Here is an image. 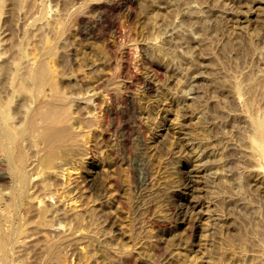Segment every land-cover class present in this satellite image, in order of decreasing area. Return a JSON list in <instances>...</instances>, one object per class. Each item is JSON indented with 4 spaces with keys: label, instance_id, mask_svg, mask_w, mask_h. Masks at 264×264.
<instances>
[{
    "label": "rangeland",
    "instance_id": "374dc122",
    "mask_svg": "<svg viewBox=\"0 0 264 264\" xmlns=\"http://www.w3.org/2000/svg\"><path fill=\"white\" fill-rule=\"evenodd\" d=\"M0 264H264V0H0Z\"/></svg>",
    "mask_w": 264,
    "mask_h": 264
},
{
    "label": "bare ground",
    "instance_id": "6f19581e",
    "mask_svg": "<svg viewBox=\"0 0 264 264\" xmlns=\"http://www.w3.org/2000/svg\"><path fill=\"white\" fill-rule=\"evenodd\" d=\"M28 74L34 87L39 88L43 85H48L50 97L61 102L58 103L57 101H54L53 103H46V110L43 111H40L38 109L39 105L36 104L31 112L25 117L23 124L10 129L9 131L5 130L6 135L13 143H18L21 139L27 137H31L36 141L41 140L48 143L55 140L58 143L61 139L60 137L63 134L66 135L69 129V127L60 125L64 122L65 118L69 116L67 111L68 106L65 104L61 92L51 81V78L44 67L39 65L38 67L31 69ZM30 103H33V101ZM256 131L258 136L253 139L254 145L258 144L257 138H260L262 134V122L260 120L256 121Z\"/></svg>",
    "mask_w": 264,
    "mask_h": 264
}]
</instances>
